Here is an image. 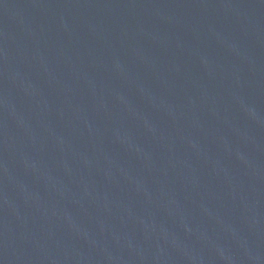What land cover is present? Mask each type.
<instances>
[{"label":"water","instance_id":"obj_1","mask_svg":"<svg viewBox=\"0 0 264 264\" xmlns=\"http://www.w3.org/2000/svg\"><path fill=\"white\" fill-rule=\"evenodd\" d=\"M0 264H264V0H0Z\"/></svg>","mask_w":264,"mask_h":264}]
</instances>
